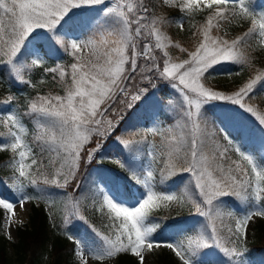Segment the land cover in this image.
<instances>
[{
    "label": "snow or ice",
    "instance_id": "snow-or-ice-1",
    "mask_svg": "<svg viewBox=\"0 0 264 264\" xmlns=\"http://www.w3.org/2000/svg\"><path fill=\"white\" fill-rule=\"evenodd\" d=\"M161 2L189 17L207 10L204 23L193 33L201 38L187 59L174 60L169 55V47L181 52L186 49L167 37L163 26L169 21L150 16L145 0H0V67L8 69L10 81L31 84L23 72L41 67L46 58L58 57L61 49L74 60L68 67L57 63L44 69L65 83L63 96L38 95L22 115L0 111V125L6 129V136L0 137V152L12 153V187L18 196V201L0 197V208L7 211L11 222L17 202L23 209L26 202L39 198L27 195L26 188L41 183L65 188L75 180L81 163L91 165L99 157L98 162L114 161L135 184L142 185L143 191L133 192L131 185L115 175L110 179L98 177L104 195L96 211L107 215L111 234L104 235L92 227L100 241L96 245L69 236L76 244L80 264H89V257L103 261L120 253L139 257L140 264H144L145 247L168 248L180 264H252L243 242L252 218L264 217V114L248 101L258 85L264 86V72H258L230 94L207 86L206 80L222 63L249 64V38L264 49V12H254L250 0ZM90 11L97 15L88 18ZM237 19L250 21L241 36L228 40L214 34ZM89 49L90 58L81 55ZM25 55L31 57L30 63H20ZM141 60L144 63H139ZM66 78L70 83L65 82ZM157 81L167 82L175 90L170 96L179 93L182 98V104L173 99L166 102L173 124L159 121L165 104L157 99V92L163 91ZM12 99L9 96L3 104ZM217 102L234 107H220L218 111L209 107ZM138 112L153 121V127L145 131L162 137L159 156L147 135L136 139L139 133L133 132L132 138L118 136L117 141L129 158L139 152L141 144L149 149L146 156L151 160L143 174L134 162L129 163V158H121L123 152L121 157H106L103 153L120 123ZM242 114L253 117L258 127L245 124ZM23 117L34 122L31 142ZM216 129L226 144L216 139ZM249 141L255 151L248 147ZM233 150L238 159L229 155ZM45 153L55 168L51 176L41 171L46 167L40 159ZM153 163L163 165L158 169L161 184L180 177L179 184L184 185L180 192L156 190ZM193 185L194 191L190 187ZM79 188L77 182L74 191ZM225 197L238 199L247 211L236 216L228 209ZM171 204L190 205L191 214L202 220L191 228L180 229L178 240H155L153 234L169 225L161 220L150 221V212ZM67 207L66 223L72 217L87 223L79 200H70ZM233 216L234 226L226 222Z\"/></svg>",
    "mask_w": 264,
    "mask_h": 264
},
{
    "label": "trees",
    "instance_id": "trees-1",
    "mask_svg": "<svg viewBox=\"0 0 264 264\" xmlns=\"http://www.w3.org/2000/svg\"><path fill=\"white\" fill-rule=\"evenodd\" d=\"M145 2L150 8V16L164 17L169 21V23H166L163 26V31L167 37L173 43H178L181 47L186 49V51L181 52L177 47H169L167 49L169 55L174 60L187 59L188 52L195 50L199 39L201 38L199 36H193V33L197 31L199 25L204 23L207 10H205V12L195 13L189 17L183 15L171 6L162 4L161 0H145ZM250 7L254 12H264V0H250ZM182 15L184 19L183 30H181L176 24L177 20L181 18ZM249 27L250 21L237 19L231 23H226L219 32H215L214 34L232 40L237 36H241ZM142 44L143 41L140 42V46H142ZM246 51L249 56V64L243 66L234 63L221 64L226 71L233 75L232 80L227 82H216L209 85L216 88V90L231 93L237 90L258 72H264V49H261L254 39L249 38L246 45ZM30 61L31 57L27 55L21 59V63H30ZM72 62H74L73 58L61 49L58 57H53L52 59L46 58V63L41 67H36L32 70H25L23 72L25 80H30L31 84L10 81L8 69L6 67H0V111L6 112L10 110L22 115L23 112L27 110L28 103L38 95L63 96L65 94V83L60 81L58 75L54 78V74L46 73L44 69L47 67H53L57 63H61L68 67ZM65 82L70 83V79L66 78ZM157 83L163 89L162 92H157V99L165 104L160 116L171 121L173 120V115L166 102L168 99L174 100V96L169 95L172 91L165 83ZM9 96L13 97L12 101L6 105L3 104ZM175 101L177 104L178 100H174V102ZM248 103L257 107L258 111L264 114V86H257L252 99L249 100ZM116 107L121 108L122 106L116 105ZM176 112L177 114L179 113V108L176 109ZM109 115L111 116V113H109ZM242 117L244 123L249 127H258L255 120H252L254 118L249 114H243ZM112 118L115 119L114 116ZM150 119L151 118L143 112H138L135 116L131 117L126 116L124 121L120 123L117 133L124 129L134 128L139 123L146 124ZM23 123L28 129L27 139L31 142V137L34 132V122L28 117H23ZM145 135L146 134L142 135L139 133L135 138L140 139ZM4 136H6V129L0 125V137ZM127 137L132 138L131 134H128ZM113 138L114 136H111L107 141L105 148L103 149L104 153H109V143L112 142ZM95 139L98 138H94V140ZM216 139H218L222 145L226 144L223 140V135L217 130ZM138 148L139 152L131 158H129L127 150H123L122 158H129V163L134 162L136 167L140 169L141 174H143L141 165L146 158L147 147L141 144ZM252 150L255 151L254 148H252ZM229 155L232 159H238L234 150L231 151ZM40 159L43 161L44 165H46L41 171H44L51 176L55 171V168L49 163L50 157L45 153ZM96 165L101 167V169L111 171L115 176L120 177L124 182L131 185V190L133 192L134 190L137 191V189L141 191V185L135 184V182L129 178L128 173L120 169L115 162L104 165L102 163H96V161L91 165L81 163L75 180L69 183L65 188L46 186L42 183L36 188H26L27 195L37 196L39 198L30 200L31 212L29 221L26 224L19 226L17 229V240L12 244L16 264H73L70 260V256L73 252V244L69 241L67 230L64 227L66 223L65 216L68 212L67 205L70 200H79L80 212L87 221V223H85L84 220L77 218L78 222L83 224L91 232H93L92 227H94L104 235L111 234V229L109 227L110 221L108 220L107 215L96 211V208L101 204V198L100 192L97 191L95 179L104 174V171L102 170L100 173L94 171ZM58 166L59 163H57L56 167ZM162 166V164H152V167L156 169V190L165 191L170 188L173 189L174 187H177L178 189L184 187V185L179 184V176L168 180L165 184H161L159 182L160 173L158 169ZM33 171H35V168ZM13 179L14 171L12 153L10 151H2L0 152V183L8 186L10 182H13ZM173 180L177 181V183L174 184ZM77 182L80 183V188L79 191H74ZM41 189H44L43 193L40 191ZM11 191H14V189ZM224 199L227 201L228 209L233 210L236 214L237 211L232 209L231 206L234 204L236 207H239V200L234 197H225ZM47 205L48 208L46 207ZM242 206L243 209H246L244 205ZM262 206H264V203H262ZM106 211L107 210L105 209V213ZM191 213L192 209L190 205L178 206L171 204L169 207L161 205L159 208L153 209L150 212V221L161 220V222L169 225L164 228L163 231H158L154 234H166L170 226H175L177 225V222H179L180 225L177 227L172 237H174L175 240L180 239L176 233L180 231V229L190 228L188 226L187 217L192 215ZM226 222L233 225L234 216L227 218ZM244 246L247 247L248 256L254 260V264H264V221L255 224L253 236L251 240L244 243ZM116 257L117 264H139L138 260L130 253H120L117 254ZM0 264H12L4 245H0ZM157 264L177 263L168 259L166 255H164L160 257Z\"/></svg>",
    "mask_w": 264,
    "mask_h": 264
},
{
    "label": "rangeland",
    "instance_id": "rangeland-1",
    "mask_svg": "<svg viewBox=\"0 0 264 264\" xmlns=\"http://www.w3.org/2000/svg\"><path fill=\"white\" fill-rule=\"evenodd\" d=\"M107 2L111 3V0H107ZM96 7L100 8L103 6H96ZM258 13H260V11H258ZM96 15H97V13L90 11L88 18H91V17L96 16ZM180 19H178L177 23H176L178 26H179ZM183 24H184V20H183ZM40 31H43V30H40ZM80 38L84 39L86 37L81 36ZM139 47H140V50H142V46H139ZM91 54H92L91 50L89 49L87 51V53H82L81 55H85L86 57L90 58ZM157 54L160 55V53H157ZM20 63H21V60H20ZM139 63H144V61L141 60V61H139ZM160 63L161 64L163 63L162 59H161ZM232 79H233V75L230 72L226 71L224 69V67L220 64V65L215 66L214 69L211 70L210 74L208 75V79L206 80V85L213 88L214 90H216V88H214L213 86H211L209 84H214L216 82H227V81H230ZM157 82L165 83L168 86V88L172 91V93L175 92V90L171 89V87L167 84V82H164V81H157ZM174 100H178L177 104L183 103L182 98L179 97V93H175ZM175 103H176V101H175ZM225 106L234 107L231 105H220L218 102L214 103L213 105H210L209 107H213L214 110L218 111V109L220 107H225ZM237 111H240V110H237ZM252 120L254 121V119H252ZM159 121L162 123H165V124H173L174 123V120L166 121L162 117H159ZM152 127H153V121H152V119H150L148 123H146L144 125H142V124L139 125V127L137 128V133H140L142 135L146 134L148 136V140L152 141L153 144L156 146L157 155L159 156V149L163 147L162 137L159 134L153 135V134L145 131V129H150ZM117 130H118V128H117ZM117 130L113 134V135H115V138H113V141L110 142V144H109L111 146L110 147L111 148L110 154L109 155L104 154L106 157H113V156L121 157V153H122L123 149H122V145H120L118 143L117 137L120 136L122 138L127 139L128 138L127 135L133 133L131 131H123V130H121L117 133ZM217 131L219 132V129H217ZM109 139H110V137H109ZM256 139L258 140V135L256 136ZM248 147L252 148V142L251 141L248 142ZM148 150L149 149L147 148V151ZM98 160H99V157L97 158L96 162H98ZM150 160H151V158L147 157L146 162H145V166L143 167V171L146 170L148 164L150 163ZM111 162H114V161L105 159V160L100 161L98 163H102V164L106 165L107 163H111ZM101 170L104 171V174H102L101 176H103L105 178L110 179L112 176H114V174L111 173V171L101 169V167H99L98 165H96L94 167V171H96V172L98 171L100 173ZM109 173H111V174H109ZM187 175H188L187 173L184 174L185 177H187ZM179 180H180V178L178 179V181ZM96 181H97L96 182L97 190H99L101 192V194H100L101 200H103L104 185L99 182L98 177H97ZM12 184H13V182H10L8 186H5L2 183H0V197L7 198L9 201H18V196L15 193V191H10L13 189ZM182 188L183 187H180L178 189L177 187H174L173 189H168L165 191L180 192ZM191 190L194 191V185L191 187ZM141 191H143V187H142ZM129 204H131L130 200H129ZM242 205L243 204L239 201L238 206L240 207ZM18 206H19V204L17 202L16 207L14 208V215H12V217H11V222H9V219H8L9 214L7 213V211L5 209L0 208V245H4L6 247L7 255H8V257H10L12 264H16L12 244L17 240V229L19 226H22L29 221V216H30V212H31V207H30L29 201L25 203V205L23 206V211L20 213H19V211H17ZM234 207L235 206L232 205V209ZM236 210L239 211V215H242V214H244V212L247 211V208L245 210H242L241 208H237ZM197 220H202V218H198V217H195L193 215H189L187 217L188 226L191 228L193 225L196 224ZM263 221H264V217H258L257 216V217L252 218V220L249 222L246 240L243 243L247 242L248 240H251L253 233H254L255 224L262 223ZM196 226L199 227V225H196ZM65 227L67 228L68 236H73L77 239L84 240L88 244H91V245H96V244L100 243L99 238L95 235V233L90 232L82 224L78 223V220L76 218H70L67 221ZM176 229H177V225L170 226L168 228V231L166 234H163V233H161L160 235L153 234V238L155 240H158V241L174 240V237H172V235H174ZM70 241H72V243H73V252H72V255L70 256V260L73 264H80L79 257H77L75 255V253L77 251L76 244L74 243L73 240H70ZM142 255L144 256V264H157L160 260V257H162L164 255H166V257L168 259L175 261L177 264H180L179 258L176 257L175 254L170 249L165 248V247L153 248L152 250H148L145 247ZM134 258L137 259L139 264H140V258L136 257V256H134ZM250 259L252 261V264H254L253 259L252 258H250ZM89 264H117V257L116 256L111 257V258L106 257L103 261L95 260V259H92L91 257H89Z\"/></svg>",
    "mask_w": 264,
    "mask_h": 264
},
{
    "label": "bare ground",
    "instance_id": "bare-ground-1",
    "mask_svg": "<svg viewBox=\"0 0 264 264\" xmlns=\"http://www.w3.org/2000/svg\"><path fill=\"white\" fill-rule=\"evenodd\" d=\"M17 211H19V213H20V212H22V211H23V209H21V207H20V206H18V207H17Z\"/></svg>",
    "mask_w": 264,
    "mask_h": 264
}]
</instances>
